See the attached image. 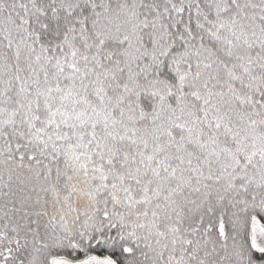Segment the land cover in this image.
Returning <instances> with one entry per match:
<instances>
[{"label": "snow or ice", "instance_id": "snow-or-ice-1", "mask_svg": "<svg viewBox=\"0 0 264 264\" xmlns=\"http://www.w3.org/2000/svg\"><path fill=\"white\" fill-rule=\"evenodd\" d=\"M0 264H264V0H0Z\"/></svg>", "mask_w": 264, "mask_h": 264}]
</instances>
